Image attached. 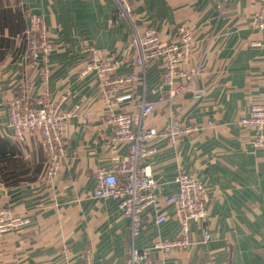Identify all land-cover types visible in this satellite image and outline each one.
I'll use <instances>...</instances> for the list:
<instances>
[{"label": "crops", "instance_id": "crops-1", "mask_svg": "<svg viewBox=\"0 0 264 264\" xmlns=\"http://www.w3.org/2000/svg\"><path fill=\"white\" fill-rule=\"evenodd\" d=\"M129 1L131 24L116 18L113 0H0V207L30 219L0 238V264H124L130 246L149 249L152 264H264V149L253 148L254 132L237 123L264 91V33L253 22L258 0ZM22 8L42 17L53 45L47 59L52 99L65 97V111L78 106L64 125V169L51 180L43 177L38 135L17 142L6 127L24 72H34L23 65L28 20ZM147 27L163 41L190 31L196 44L189 64L201 66L191 88L206 95L169 98L160 60L150 63L143 80L122 88L130 97L121 110L137 112L141 99L152 104L146 128L163 129L172 119L198 128L175 144L147 142L154 149L147 164L159 187L132 238L117 201L93 196L96 170L116 166L127 149L109 143L113 127L98 98V80L81 71L93 48L96 57L121 62L117 75L141 76L131 39ZM180 172L206 188V219L190 221L186 248L153 249L157 241L179 237L175 207L166 198L177 191ZM160 214L166 220L157 224Z\"/></svg>", "mask_w": 264, "mask_h": 264}, {"label": "built area", "instance_id": "built-area-1", "mask_svg": "<svg viewBox=\"0 0 264 264\" xmlns=\"http://www.w3.org/2000/svg\"><path fill=\"white\" fill-rule=\"evenodd\" d=\"M116 5V18L133 20V7L129 0H113ZM258 10L254 15V27L264 33V0H258ZM28 20L24 32L25 50L23 65L34 69L24 72L17 95L9 102L6 127L12 130L17 142H23L30 135H38L39 143L45 154L43 177L53 179L64 169L65 160V122L77 111H65L61 105L65 97L54 100L48 87L50 69L48 56L53 45L42 17L22 8ZM132 45L137 51L136 63L142 71L141 76L117 75L121 62L115 58L96 57L93 48H88L82 75L93 73L98 80V98L106 110V123L112 125L113 133L109 139L112 147L126 146L127 154L116 166L110 169H98L95 172L96 186L93 196L97 199H114L121 213L129 219L132 238L139 231L141 217L145 209L156 202L159 184L154 178L147 159L154 149L147 146L152 139L164 138L171 144L182 136L195 133V125H186L178 119H172L163 129L146 128L142 123L152 111V104L141 99L137 112L120 109V104L130 97L121 93L122 88L139 80L150 63L163 62V84L168 87V97L174 98L191 93L194 98L206 95L205 89H192L191 84L201 73L200 63L189 64L196 44L192 34L182 29L172 41H163L153 27L143 32L134 30ZM264 47V44H263ZM264 67V55H263ZM40 77L36 88L35 77ZM264 84V73H263ZM118 110V111H117ZM242 129L254 132L251 144L255 149H264V91L258 102H251L248 116L237 121ZM177 191L166 198V203L175 207L176 218L180 226L179 237L173 240L157 241L153 249L169 252L173 249L186 248L190 244V221L204 223L207 216L206 202L208 193L204 185L195 177L184 172L175 177ZM166 220L164 214L157 216L155 222ZM30 224L26 215H13L0 207V238L6 233L21 230ZM203 242L209 238L207 228L201 226ZM149 249H137L130 246L124 264H152ZM86 264H93L87 262Z\"/></svg>", "mask_w": 264, "mask_h": 264}]
</instances>
